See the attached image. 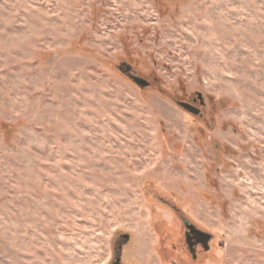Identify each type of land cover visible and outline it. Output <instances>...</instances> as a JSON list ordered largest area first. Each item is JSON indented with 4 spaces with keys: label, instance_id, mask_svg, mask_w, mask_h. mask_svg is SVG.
Segmentation results:
<instances>
[{
    "label": "rangeland",
    "instance_id": "obj_1",
    "mask_svg": "<svg viewBox=\"0 0 264 264\" xmlns=\"http://www.w3.org/2000/svg\"><path fill=\"white\" fill-rule=\"evenodd\" d=\"M126 233V264H264V0H0V264Z\"/></svg>",
    "mask_w": 264,
    "mask_h": 264
},
{
    "label": "flooded vegetation",
    "instance_id": "obj_2",
    "mask_svg": "<svg viewBox=\"0 0 264 264\" xmlns=\"http://www.w3.org/2000/svg\"><path fill=\"white\" fill-rule=\"evenodd\" d=\"M121 72L126 74L132 81H133V78H135L136 76L139 78L145 79L148 83L147 85H144L143 87H141L137 84L142 89L151 87V84L154 82V78H151V79L146 78L145 76H142L141 74L136 72L134 65L132 63H127V62L122 63ZM133 83H134V81H133ZM179 101L188 102L191 105L195 106L196 108H199L200 111H198V113H195V115H198L200 117L204 116L202 106H204L205 101L203 100V96L201 93H197V96L191 100L180 99ZM187 224H191V225L195 226L188 219H186V218L183 219V225H184V230H185L184 231V243L186 244L187 249H188L189 253L191 254V257L195 261H197L199 256L203 252H208L210 250L209 242H210V239L212 238V235L208 236L209 237V239H208L205 234L204 235L198 234L197 231L194 230V228L187 227ZM121 239L122 240L116 244L117 248L115 249V253H114V256H113L110 264H126V261L123 260L124 248H125L124 245L127 242H129L130 235L128 233L121 234ZM166 253H168V255H169L171 253V250H169V252L166 251ZM175 264H178V263L175 262Z\"/></svg>",
    "mask_w": 264,
    "mask_h": 264
},
{
    "label": "water",
    "instance_id": "obj_3",
    "mask_svg": "<svg viewBox=\"0 0 264 264\" xmlns=\"http://www.w3.org/2000/svg\"><path fill=\"white\" fill-rule=\"evenodd\" d=\"M133 81H134L135 84H138V85L141 86V87H143L144 85H147V84H148L147 81H146L145 79H143V78H139V77H137V76H136L135 78H133ZM177 104H178L179 106L183 107L186 111H188V112H190V113H192V114L198 113V111H200L199 108H196L195 106H193V105H191L190 103L185 102V101H178ZM201 115H202V114H201ZM186 222H187V221H186ZM188 223H189V222H188ZM189 225H190V226H189ZM187 227H189V228H191V227L194 228V230L197 231L198 234H201V235H204V234H205V235L207 236L208 239H209L208 236H211L210 233L205 232L204 230L199 229L198 227H195V226H193V225H191V224H187Z\"/></svg>",
    "mask_w": 264,
    "mask_h": 264
}]
</instances>
